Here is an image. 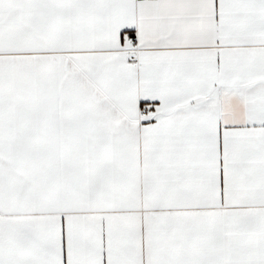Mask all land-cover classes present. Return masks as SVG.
I'll list each match as a JSON object with an SVG mask.
<instances>
[{"label": "snow or ice", "instance_id": "obj_1", "mask_svg": "<svg viewBox=\"0 0 264 264\" xmlns=\"http://www.w3.org/2000/svg\"><path fill=\"white\" fill-rule=\"evenodd\" d=\"M0 264H264V0H0Z\"/></svg>", "mask_w": 264, "mask_h": 264}]
</instances>
